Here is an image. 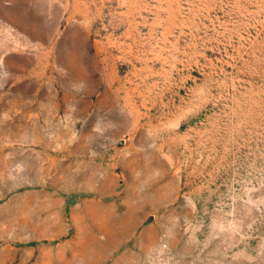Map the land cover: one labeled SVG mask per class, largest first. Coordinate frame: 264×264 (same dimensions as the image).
Returning <instances> with one entry per match:
<instances>
[{"label": "rangeland", "instance_id": "1", "mask_svg": "<svg viewBox=\"0 0 264 264\" xmlns=\"http://www.w3.org/2000/svg\"><path fill=\"white\" fill-rule=\"evenodd\" d=\"M0 264H264V0H0Z\"/></svg>", "mask_w": 264, "mask_h": 264}]
</instances>
